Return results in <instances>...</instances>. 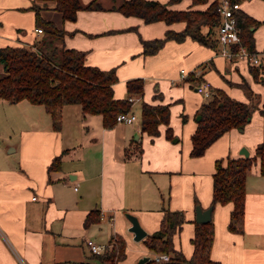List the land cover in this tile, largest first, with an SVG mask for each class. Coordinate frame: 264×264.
<instances>
[{
    "label": "crops",
    "instance_id": "crops-1",
    "mask_svg": "<svg viewBox=\"0 0 264 264\" xmlns=\"http://www.w3.org/2000/svg\"><path fill=\"white\" fill-rule=\"evenodd\" d=\"M181 1L170 7L184 9L179 6ZM31 4L32 0H0V46L32 45L40 37ZM43 15L68 32L66 48L86 51V64L115 69L114 97H126V82L142 78L143 91L133 95L132 108L142 101L167 104L169 112H179L181 129L179 132L176 126L173 131L170 117L172 138L166 137L165 124L159 125V134L154 137L142 132L137 120L123 122L122 130L117 129L119 122L106 128L99 114L83 113L79 104L70 103L63 106L62 127L56 131L42 105L0 99V125L9 140L12 133L16 135L9 150L17 152L5 155L0 150V264L90 262L87 239L110 246L117 237L125 242V257L117 264L137 263L138 258L155 253L142 239H133L124 212L135 214L150 234L159 228L162 206L184 212L186 220L172 240L177 250L190 257L195 207L210 206L216 160L243 156L242 147L252 156L262 142V136L252 137L249 131L252 113L242 130L231 128L203 155L190 156V136L197 126L195 112L204 101L195 87L207 80L211 87L248 101L235 83L247 82L244 76L255 81L249 64L228 60L218 53V45L212 51L190 37L167 39L157 52L143 54L142 40L163 37L168 28L179 31L184 25L181 21L146 23L108 7L81 9L72 21H62L52 9H44ZM239 62L246 65L242 74ZM181 65L197 67L182 77L178 73ZM189 75L198 80H186ZM72 118L77 124L81 119L83 132L69 126ZM182 139L184 147L179 145ZM55 156H60V166L48 170ZM245 187L242 231L228 229L231 202L212 207L210 258L219 264H264V175L258 160L247 173ZM90 210H96L100 219L84 226Z\"/></svg>",
    "mask_w": 264,
    "mask_h": 264
},
{
    "label": "trees",
    "instance_id": "trees-1",
    "mask_svg": "<svg viewBox=\"0 0 264 264\" xmlns=\"http://www.w3.org/2000/svg\"><path fill=\"white\" fill-rule=\"evenodd\" d=\"M180 0H120L110 8L125 15H135L150 23L164 21L166 24L183 22L179 31L168 28L163 38L142 40L143 54L157 52L167 39L181 41L190 37L199 43L216 48V27L220 16L215 0H191L184 9L171 8ZM239 3L240 0H234ZM240 4V3H239ZM205 5L204 8L197 6ZM98 0L84 3L82 0H32L30 9L34 11L35 25L40 27V37L32 45L0 46V99L9 102L27 100L42 105L49 114L52 128L59 131L62 127V108L65 104H79L83 113L99 114L103 127H113L120 112L130 109L128 96L141 95L143 79L136 77L126 82V97H114L113 85L117 81L114 68L101 69L85 63L86 51L64 46V37L68 32L63 25L43 15L44 9H52L60 15L61 20H75L81 9H102ZM242 44L250 52L255 48L253 32L259 20L244 12L240 7L235 11ZM264 53V48L261 51ZM249 71L255 81H263L264 54L258 64H249ZM186 80L198 79L189 75ZM231 84H234L230 82ZM242 88L249 101L231 97L220 88H211V96L204 98L195 112L199 115L195 131L190 136V156L198 157L224 132L231 128L243 129L250 121L255 104L253 91L249 84L235 83ZM158 93H156L157 95ZM263 112V110H261ZM169 107L167 104H150L145 101L140 105V129L151 137L159 134V125L165 124V135L172 138L169 125ZM185 121V117L182 116ZM140 152V150H139ZM259 171L264 175V142H259L252 156L226 157L218 159L212 174V197L210 205L232 203L229 214L228 229L242 231L244 222V204L246 194V176L256 161ZM60 156H55L48 170L58 169ZM162 217L157 230L142 239L153 253H168L166 261L149 258L142 264H219L210 258L214 239V226L210 219L207 223L194 220V234L191 238L193 252L186 258L174 247L172 237L185 222L184 212L170 210L162 206ZM96 210H90L83 222L84 226L100 219ZM125 257V242L122 238H112L111 245L102 253H92L93 262H62L56 264H117ZM138 264V263H134Z\"/></svg>",
    "mask_w": 264,
    "mask_h": 264
},
{
    "label": "rangeland",
    "instance_id": "rangeland-1",
    "mask_svg": "<svg viewBox=\"0 0 264 264\" xmlns=\"http://www.w3.org/2000/svg\"><path fill=\"white\" fill-rule=\"evenodd\" d=\"M90 0H88L87 2H89ZM120 0H103V2H100L101 6L103 7L102 9H95V10H104L105 7H108V9H111L110 7L112 5H116ZM160 2H166L167 0H159ZM191 3V0H182L180 2V7H188ZM240 8L250 14L251 16H253L254 18H256L257 20H259V24L256 27V29L253 32V36L255 39V48L257 51H262L264 48V0H240ZM114 10V9H111ZM118 11V10H117ZM164 37V36H163ZM160 36V38H163ZM189 38V37H187ZM191 39V38H189ZM202 44V43H201ZM203 47L208 48L210 50H214V48L204 45L202 44ZM226 66L228 67V63L226 62ZM237 66L240 68V72L242 74L243 70H245L244 68H246V65H244L242 62L237 63ZM197 66H186V65H181L178 67V73L180 72V69H184L186 71V73H189L191 70H193L194 68H196ZM249 66H247L248 68ZM247 70V69H246ZM2 69H1V64H0V75L2 74ZM235 74V73H233ZM247 80V82L250 84L252 90H253V95L254 98L251 99V101L255 104V107L253 109V116L251 121L249 122V126H251V128L249 129V131H251V136H262V141L264 142V74H263V81H253L251 78L244 76ZM240 82H242V80H240ZM233 83V82H232ZM242 89V88H241ZM240 89V90H241ZM191 95H194L193 90L190 91ZM135 97V96H134ZM246 99V98H245ZM247 101V100H246ZM249 101V99H248ZM140 102L136 104V106L134 108H132L133 112L136 114L137 117V123L140 122ZM42 108V106H41ZM261 110H263V112L261 113ZM170 123L171 127L173 129V131L175 130L176 126H178V130L180 132L181 129V123H180V119H179V112H174V109L170 111ZM174 123H173V120ZM81 119H79V123L77 124L74 120V118H72V120H69V126H71L72 128H78L77 130L79 132H83L82 131V124L80 123ZM118 123V122H117ZM125 123H118L117 125V129L118 130H122L125 127ZM85 130V129H84ZM262 131V133H261ZM247 133V132H246ZM6 132H4L3 127L0 125V150L1 152H3V154L5 155H16L17 152H10L9 148L12 146V142L16 140V135L15 134H11V138L10 140L8 139V137H6ZM81 134V133H80ZM245 134V133H244ZM3 138V139H2ZM181 146L184 147L185 145V141L184 139H182V141L180 142ZM255 164V163H254ZM254 164L252 165V167L254 166ZM77 188L79 191L82 190V186L77 184ZM76 195V191L74 190V196ZM166 195V194H165ZM168 203V195L166 196V200H165V204ZM171 210V209H170ZM155 255V254H154ZM154 255L152 254L151 258L154 257ZM141 258V257H140ZM139 260V258H138ZM136 260V261H138ZM93 262V259L90 260V263Z\"/></svg>",
    "mask_w": 264,
    "mask_h": 264
},
{
    "label": "built area",
    "instance_id": "built-area-1",
    "mask_svg": "<svg viewBox=\"0 0 264 264\" xmlns=\"http://www.w3.org/2000/svg\"><path fill=\"white\" fill-rule=\"evenodd\" d=\"M217 11L220 16V21L216 27V44L218 45V53L228 60H243L248 64H258L263 52H250L245 45L242 44L240 30L237 25L235 11L240 7V4L234 0H215ZM36 32L41 33L40 27L36 28ZM186 71L180 69V75L186 76ZM211 84L207 80H201L195 87L203 98L211 96ZM130 101V109L125 112H120L116 116L117 122L132 123L137 120L136 114L132 110V104L135 102L133 96H128ZM86 244L92 253H102L108 245H99L92 240L87 239ZM170 258L168 253H156L155 261H166Z\"/></svg>",
    "mask_w": 264,
    "mask_h": 264
},
{
    "label": "water",
    "instance_id": "water-1",
    "mask_svg": "<svg viewBox=\"0 0 264 264\" xmlns=\"http://www.w3.org/2000/svg\"><path fill=\"white\" fill-rule=\"evenodd\" d=\"M199 118L200 116L196 115V120H199ZM240 154H242L243 156H249V151L247 148L242 147L240 149ZM211 211V205L207 208L202 209L201 206L197 204L195 207V221L199 223H207L211 219ZM124 214L130 222L128 230L133 233V239L136 241L143 239L146 236L147 232L140 224L138 217L130 212H124ZM148 259V256H142L141 258H139L137 263L142 264Z\"/></svg>",
    "mask_w": 264,
    "mask_h": 264
}]
</instances>
